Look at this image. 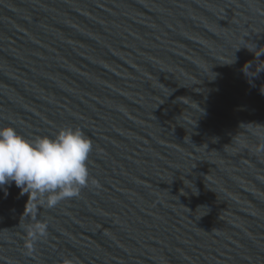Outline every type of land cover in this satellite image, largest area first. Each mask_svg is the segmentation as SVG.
I'll return each instance as SVG.
<instances>
[{"label": "water", "instance_id": "water-1", "mask_svg": "<svg viewBox=\"0 0 264 264\" xmlns=\"http://www.w3.org/2000/svg\"><path fill=\"white\" fill-rule=\"evenodd\" d=\"M8 126L92 150L0 187V264H264V0H0Z\"/></svg>", "mask_w": 264, "mask_h": 264}, {"label": "clouds", "instance_id": "clouds-1", "mask_svg": "<svg viewBox=\"0 0 264 264\" xmlns=\"http://www.w3.org/2000/svg\"><path fill=\"white\" fill-rule=\"evenodd\" d=\"M91 150L80 130L66 128L30 141L11 126L0 127V187L14 182L23 193L52 194L47 203L55 206L86 184Z\"/></svg>", "mask_w": 264, "mask_h": 264}]
</instances>
